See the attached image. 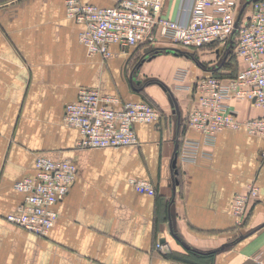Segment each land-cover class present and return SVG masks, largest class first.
Here are the masks:
<instances>
[{
	"label": "crops",
	"instance_id": "1",
	"mask_svg": "<svg viewBox=\"0 0 264 264\" xmlns=\"http://www.w3.org/2000/svg\"><path fill=\"white\" fill-rule=\"evenodd\" d=\"M80 1L110 8L120 0ZM247 1L238 0L237 18L250 14ZM189 6L190 0H164L161 15L186 21ZM82 29L66 16L63 0H0V264L264 263V139L223 130L211 158L177 161V175L170 167L182 140L202 141L186 124L196 79L233 77L242 61L232 49L227 57L226 46L183 50L186 56L166 53L176 46L162 42L150 55L145 47L111 45V57L102 59L80 44ZM180 69L187 72L182 83L174 79ZM81 89L147 102L161 119L134 127L135 147L78 148L80 134L65 124L64 110ZM227 104L239 121L262 114L245 100ZM39 157L77 167L47 236L5 220L23 202L14 183L34 176ZM130 179L150 181L154 194L136 192ZM251 183L259 198L239 226L232 199ZM181 243L201 252L229 246L209 262Z\"/></svg>",
	"mask_w": 264,
	"mask_h": 264
},
{
	"label": "built area",
	"instance_id": "2",
	"mask_svg": "<svg viewBox=\"0 0 264 264\" xmlns=\"http://www.w3.org/2000/svg\"><path fill=\"white\" fill-rule=\"evenodd\" d=\"M63 2L66 16L83 26L78 35L80 44L89 55H100L102 59L111 57V45L145 47L150 50L148 55L155 53L159 42L180 51H197L207 45L232 46L234 55L242 61L235 76L220 79L210 74L194 82L186 124L202 135V141L182 140L177 150L179 163L211 158L217 134L223 130H243L264 139V0H248L251 10L245 19L237 18L238 0H190L186 21L163 17L164 0H120L110 8L80 0ZM186 77L183 69L174 74L178 83ZM232 99L248 101L261 109V116L239 121L227 104ZM161 116V111L147 102L122 101L94 89H81L64 110L65 124L80 134L77 147L92 150L135 147L139 141L134 127L155 124ZM34 169V176L14 183L23 202L5 220L33 235L47 236L57 220L54 206L75 181L77 167L67 160L39 157ZM129 184L139 193L155 192L147 180L130 179ZM258 198L259 188L254 183L234 195L231 211L237 225L244 224ZM156 248L161 250L162 245Z\"/></svg>",
	"mask_w": 264,
	"mask_h": 264
},
{
	"label": "water",
	"instance_id": "3",
	"mask_svg": "<svg viewBox=\"0 0 264 264\" xmlns=\"http://www.w3.org/2000/svg\"><path fill=\"white\" fill-rule=\"evenodd\" d=\"M165 52H166V53L173 54V55H179V54H180V55H186V56H187V53H185V52H183V51H179V50H177V49H166ZM176 163H177V150L175 151V153H174V155H173V157H172V159H171V165H170V167H171V169H172V173L174 172V175H177V173H178V171H177V167H176ZM263 226H264V225H263ZM253 232H254V231H251V232L247 233L246 235L241 236V237L238 239V241H239V240H242V239H244V238H246L247 236L251 235ZM173 236H174L177 240H179V239L176 237L175 234H173ZM181 244H182V246H183L186 250H188V251H190V252H192V253H194V254H196V255H201V256L213 255V254H215V253H217V252L223 250L225 247H228V246H229V244H224V245H222L219 249H216V250H213V251H208V252H201V251H197V250L191 249L189 246H186L184 243H181ZM232 244H233V243H232Z\"/></svg>",
	"mask_w": 264,
	"mask_h": 264
},
{
	"label": "trees",
	"instance_id": "4",
	"mask_svg": "<svg viewBox=\"0 0 264 264\" xmlns=\"http://www.w3.org/2000/svg\"><path fill=\"white\" fill-rule=\"evenodd\" d=\"M228 49L225 51V55L227 56V57H229L230 56V54H231V52H230V50L232 49V46L231 45H228V46H226ZM226 47H224V49L226 48ZM180 51V50H179ZM180 55V54H179ZM189 55V54H188ZM214 75V74H213ZM215 76V75H214ZM212 255H208V256H205V257H207V258H210Z\"/></svg>",
	"mask_w": 264,
	"mask_h": 264
},
{
	"label": "rangeland",
	"instance_id": "5",
	"mask_svg": "<svg viewBox=\"0 0 264 264\" xmlns=\"http://www.w3.org/2000/svg\"><path fill=\"white\" fill-rule=\"evenodd\" d=\"M196 54H197V52H194V53H193V55L197 56ZM221 56H222V55H221ZM195 58H196V57H195ZM146 59H148V58H146ZM198 61H199V65H198V66H201V67H205V66H206V63H204V62H202V61H200V60H198ZM245 221H246V220H245ZM245 221H244V223H245ZM213 258H214V257H210L208 261H209V262H212V261H213V260H212Z\"/></svg>",
	"mask_w": 264,
	"mask_h": 264
}]
</instances>
